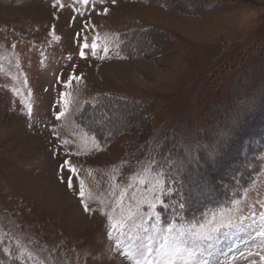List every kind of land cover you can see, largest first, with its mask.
<instances>
[{"label":"rangeland","instance_id":"374dc122","mask_svg":"<svg viewBox=\"0 0 264 264\" xmlns=\"http://www.w3.org/2000/svg\"><path fill=\"white\" fill-rule=\"evenodd\" d=\"M70 76L80 79L68 84ZM245 105L251 110L217 159L193 163L183 179L191 212L178 216L158 204L159 221L145 215V236L154 224L188 227L221 211H255L259 221L264 0H0V255L8 247L18 257L5 254L0 264H134L125 254L136 233L120 236L109 216L118 221L137 205L147 213L142 197L151 199L155 183L145 171L149 158L172 149L175 158L189 145L195 153ZM82 119L98 127L100 139ZM65 159L77 173L61 169ZM229 193L228 205H214ZM259 230L257 223L250 233L234 232L217 247L235 245L247 258L261 252ZM246 258L236 253L235 264Z\"/></svg>","mask_w":264,"mask_h":264},{"label":"snow or ice","instance_id":"6c2138e0","mask_svg":"<svg viewBox=\"0 0 264 264\" xmlns=\"http://www.w3.org/2000/svg\"><path fill=\"white\" fill-rule=\"evenodd\" d=\"M81 3L88 4L89 0H80ZM115 3V0H112ZM105 13L107 9L104 10ZM87 27V25H85ZM79 35V34H78ZM58 39V38H57ZM85 43L83 44L80 55L85 56L84 49L89 48L87 37L84 38ZM15 47V45H13ZM98 44L96 38H93L91 44V54L97 55ZM103 51L108 52V48L104 47ZM73 79L79 80L80 77L70 76L66 82L71 83ZM67 95V94H62ZM67 105L68 101L64 102ZM67 109H63L59 112L58 118L65 114ZM251 110V105H245L239 109L232 117L231 125L226 131H221L216 139L208 145L201 146L197 145V151L194 153L193 148L189 145L186 149H183L184 155L173 158L170 150L167 156H163L160 160L149 158L148 167L145 171H151L154 174L155 183L151 185L149 191L152 193L151 199L146 196L142 197L143 203L147 205V213L144 215L139 214V205L137 210L134 212L131 208L128 210L127 216H122L118 221H113L112 216H109L111 228L118 230L120 236L132 235L136 233L138 243L133 244L127 255L134 261V264H221L220 257L223 256L224 264H235L236 253H239L241 259H245V253L239 252V249L235 245L228 247L227 252L224 251L223 247H217V242L225 240L229 235L234 232H249L250 229L255 228L256 224L259 223L260 230L255 232L256 236L264 237V211L259 213V221L256 220L257 213L250 211L249 216L244 215H232L231 211H221L218 215L212 214V218L206 219L202 216L200 221L190 222V226H180L177 228L175 223H170L166 228L159 227L158 224H154V229L148 235L143 233L147 232L145 229V215L154 216L156 221L160 220V212L156 211L157 205L159 204L162 208L167 209L173 207L171 204H166L164 197H170L173 192H177L178 189L174 184L170 182L179 183L180 180L187 177L192 164H200L201 160L206 164L214 162L220 151L225 147L227 140L233 135L243 124L245 115ZM29 114H31L32 106L28 105ZM64 143H67L65 141ZM203 148V152L199 151ZM79 155V153H77ZM67 167L68 172L77 173L75 165L70 160L65 159L61 165V169ZM64 181V177H61ZM141 184L146 183L144 179L139 181ZM67 186L73 187V179L70 175L67 178ZM81 187L79 195L82 198L81 202L84 205L86 211H89L88 204L83 200L85 195L83 188V181L80 182ZM166 184L168 185L166 187ZM131 187V185H129ZM183 187V185H181ZM125 191L120 193V201L123 200ZM135 199V195L133 196ZM261 208H264L262 203ZM185 203H179V209H184ZM127 228V232L125 231ZM141 230L137 232V230ZM111 235V233H109ZM251 238V234H250ZM146 241V243H145ZM117 244L121 241L118 239ZM258 247L261 252L249 251L247 256V264H257V260L253 259V256H257L259 264H264V242H261ZM3 252L8 254L10 260H16L18 257L13 256L10 253L8 247L3 248Z\"/></svg>","mask_w":264,"mask_h":264},{"label":"trees","instance_id":"16d2710c","mask_svg":"<svg viewBox=\"0 0 264 264\" xmlns=\"http://www.w3.org/2000/svg\"><path fill=\"white\" fill-rule=\"evenodd\" d=\"M253 57L254 58H256L257 57V55H253ZM253 58V59H254ZM252 59V58H251ZM257 59H259V58H257ZM255 60V59H254ZM96 106H100V103H98V104H95L94 105V107H96ZM98 107L96 108V109H98ZM82 127L85 129V130H87L90 134H93L95 137H98L99 139L101 138V136H100V134H99V132H98V127L94 124V123H89V122H87V121H84V119H82ZM106 137H107V135H105ZM258 138H260L259 136H257ZM256 139V138H255ZM254 138H253V140H255ZM263 142V141H262ZM263 144H264V142H263ZM138 149H139V151L141 150V151H143V152H146V147H145V143H142L139 147H138ZM150 152V151H149ZM248 177H250V176H248ZM170 183H172V184H174V186L178 189V191L177 192H173L172 194H171V196L170 197H164V199H165V202L166 203H168V204H171V205H173V207H174V212L176 213V214H178V216L179 215H181V214H183V212H185V211H188V210H190V207L192 208L193 206H192V204H193V202H189V200H188V194H189V191L187 190V187H188V185H189V183L186 181V182H184V180L182 179V180H180L179 181V183H176V182H170ZM188 184V185H187ZM181 185H183V187H181ZM233 193V192H232ZM232 193H229L228 194V197H227V199L225 200V201H222V202H220L219 201V203H215L214 205L216 206V205H228L229 203H228V201H229V199H232ZM191 195V194H190ZM216 197H220V195H216ZM220 199V198H219ZM189 202H187V201ZM180 202H186V203H188V204H186L185 203V208L184 209H179V203ZM192 203V204H191ZM210 203V200L208 201V202H205V203H203V204H205V205H208ZM225 203H227V204H225ZM186 205H188L189 207H187ZM189 212H191V210L189 211ZM184 214H186V213H184ZM0 257H2V258H4L5 257V254H1L0 255ZM14 264H18L17 262L16 263H14Z\"/></svg>","mask_w":264,"mask_h":264}]
</instances>
